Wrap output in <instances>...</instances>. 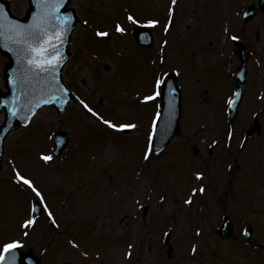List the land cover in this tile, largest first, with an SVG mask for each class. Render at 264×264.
I'll return each mask as SVG.
<instances>
[{"label": "rangeland", "instance_id": "rangeland-1", "mask_svg": "<svg viewBox=\"0 0 264 264\" xmlns=\"http://www.w3.org/2000/svg\"><path fill=\"white\" fill-rule=\"evenodd\" d=\"M9 1L19 15L28 7V0ZM71 4L91 19L86 27L76 26L64 68L75 100L63 114L42 108L28 126L7 136L0 161V250L20 241L23 248H33L41 264H264V248L248 245L243 234L245 226L254 227L256 243L264 245V3ZM248 5H255L256 12L244 21ZM129 13L141 21H160L152 28L151 47L137 43L132 32L136 25L126 19ZM117 24L126 32H117ZM97 31L110 37L98 38ZM233 37L243 40L250 52L245 94L238 115L230 120L228 101L240 64ZM165 54L162 63L159 58ZM7 61L0 52L2 89ZM168 70L176 73L182 92L179 130L160 154L145 160L160 97L149 102L143 97L151 95L155 78ZM81 101L106 119L138 127L129 132L109 129ZM256 114L262 131L241 146ZM3 118L0 114V123ZM57 129L69 136L60 155L54 154ZM42 153L53 160L44 161ZM17 169L43 192L56 223L49 224L44 211L33 226H23L37 198L17 183ZM202 186L204 192L199 191ZM225 212L235 225L228 237L217 232ZM168 231L169 253L164 239Z\"/></svg>", "mask_w": 264, "mask_h": 264}, {"label": "water", "instance_id": "water-1", "mask_svg": "<svg viewBox=\"0 0 264 264\" xmlns=\"http://www.w3.org/2000/svg\"><path fill=\"white\" fill-rule=\"evenodd\" d=\"M71 0H64L62 7L59 9V13L62 16L71 17V20L67 24V31L63 37V44H57L59 53L63 59L57 66V71L53 74L51 72H43L39 69L29 70L23 62V54L21 48L14 45L6 36H0V47L5 55H7L10 61L6 64L5 68V81L7 90L0 89V113L5 114L3 123L0 125V160L2 159L4 152V141L10 131L26 126L30 123L36 112L46 106L52 105L57 108L59 113H63L66 105L73 101V95L69 88L66 86L63 79V68L66 62L69 60L71 52L69 51V45L71 44V34L78 21L76 11L72 7H68ZM262 4V2H261ZM0 7H2L13 21H17L24 25L32 24L34 17L38 16L41 9L38 5V0H29V8L24 17H18L14 15L9 3L0 0ZM255 15V6H249L245 13V21L252 18ZM145 30V29H144ZM151 43V42H148ZM147 45H150L148 44ZM8 45L5 47V45ZM240 54L242 56V66L237 73V90L235 97L231 104L230 117L233 118L239 111V105L243 95L244 86V74L246 59L245 50L240 45ZM18 56L20 57L18 59ZM55 76V80H53ZM166 86L164 88V94L162 97L161 116L156 121L157 132L152 138V147L155 153H159L171 140L174 134L179 129V120L181 117V94L177 84H175L176 77L174 74L169 73L165 77ZM16 80L13 84L11 81ZM66 88L67 92L62 90ZM15 108L16 115L12 114V110ZM31 109V110H30ZM260 132V123L258 119L254 124L248 128V134L245 137V141L251 136ZM69 137L66 132L58 130L55 133V153L61 154L63 149L67 146ZM42 212H35V216ZM233 227L227 215H225L223 226L220 227V233L227 236L231 233ZM248 238L251 241V233H248ZM17 264H39V259L33 254L30 249L28 251H22L20 247L16 249ZM67 264V263H66Z\"/></svg>", "mask_w": 264, "mask_h": 264}, {"label": "snow or ice", "instance_id": "snow-or-ice-1", "mask_svg": "<svg viewBox=\"0 0 264 264\" xmlns=\"http://www.w3.org/2000/svg\"><path fill=\"white\" fill-rule=\"evenodd\" d=\"M64 0H38L39 8L41 12L38 16L34 17L32 24L24 25L17 21H13L8 17L7 12L0 7V36H6L14 45L21 48L23 54V62L29 66V70L39 69L43 72L55 73L57 71V66L61 63L63 57L59 53L57 44L62 45L64 40L63 37L67 31V24L71 20V17L62 16L59 13V9L62 7ZM172 5H175L177 0H171ZM170 13L174 9H169ZM127 21L135 25H140L141 23L146 24L148 27L155 28L160 24L158 19H148L141 21L137 19L134 15L129 13L126 17ZM87 23V22H85ZM172 26V21L170 20L168 24L164 26V31L167 32ZM116 31L120 33L126 32V28L120 24L116 25ZM99 37H107L109 35L106 31H97L96 33ZM237 39V37H233ZM164 44L167 45L168 41L165 40ZM8 45L6 44L5 47ZM20 57L18 56V59ZM160 61L163 63L166 61L167 56L161 55ZM178 72V70H177ZM167 73H163L162 76H158L154 80V88L151 95H145L143 97L144 102L155 101L157 97H161L164 94V88L166 86ZM55 80V76H53ZM13 84L16 80L11 81ZM63 92H67L68 89L64 88ZM83 107L96 117L103 125H106L109 129L115 130L117 132H123L127 129H136L138 126L134 123H116L111 119H106L99 112L92 109L86 102L81 101ZM229 104L234 103V101L229 100ZM31 110V109H30ZM12 114L16 115V110L13 108ZM161 116V113L156 114V120ZM156 120L153 121L152 132L149 138L151 139L155 136L157 132ZM153 153L151 144L146 148L144 152V159L148 160ZM41 158L48 162L52 161L53 157L48 154H41ZM197 178L202 179L203 173H196ZM15 179L18 184L25 186L30 189L31 192L36 196V204L32 207V212H38L41 210L47 211L48 217H50L55 223V217L51 209H49L45 196L43 192L36 186L35 182L24 175L19 169L15 170ZM196 191V189H193ZM200 192H204V187L199 188ZM191 203V199L187 201ZM36 223V216L32 215L30 218L25 219L23 226L28 228ZM28 233L25 232V235ZM21 245L20 241H12L3 245L2 250H0V264H17V254L16 249ZM196 249L193 247V252ZM87 255V253H85ZM130 255V254H129Z\"/></svg>", "mask_w": 264, "mask_h": 264}]
</instances>
